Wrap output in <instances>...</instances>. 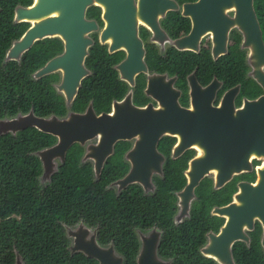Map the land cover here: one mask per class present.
I'll return each instance as SVG.
<instances>
[{
	"label": "flooded vegetation",
	"instance_id": "1",
	"mask_svg": "<svg viewBox=\"0 0 264 264\" xmlns=\"http://www.w3.org/2000/svg\"><path fill=\"white\" fill-rule=\"evenodd\" d=\"M32 1L15 4L10 22L21 24L0 32V40L9 39L2 62L41 49L37 55L44 60L30 77L43 78L63 99L57 90L63 67L34 73L54 57L74 63V53L65 47L70 35L35 37L18 59H5L35 22L16 20L15 7ZM132 3L134 31L123 37L133 40L112 49L111 35L101 41V7L93 2L85 8L84 19L95 27L83 34L90 42L80 81L87 77L92 89L104 88L108 100L102 109L95 111L91 100L86 104L95 114L111 113L118 105L139 110L131 118L137 131L105 148L97 147V135L71 143L63 160L53 159L51 172L44 175L41 167L39 176L46 182L73 146L80 150L78 165L88 166L92 180L114 177L101 187L122 203L121 250L111 241L99 243L96 225L77 222L64 230L69 253L84 255L72 249V234L87 228L85 239L93 235L98 247L110 246L120 264H264V201L255 190L243 193L240 185L256 188L264 167V150L250 144L264 143V132L255 130L264 128V0ZM68 22L58 19L62 28ZM64 107L66 114L85 109ZM102 151L96 176L95 158Z\"/></svg>",
	"mask_w": 264,
	"mask_h": 264
},
{
	"label": "trees",
	"instance_id": "2",
	"mask_svg": "<svg viewBox=\"0 0 264 264\" xmlns=\"http://www.w3.org/2000/svg\"><path fill=\"white\" fill-rule=\"evenodd\" d=\"M30 1L0 0L1 33L8 32L11 25L19 27L21 23L10 22L13 6ZM8 43V38L0 40V119L28 111L39 117L65 116L62 97L43 78L30 77L44 60L37 55L41 49L33 47L18 61L2 62ZM89 100L98 111L108 97L104 88L92 89L86 77L69 106L81 111ZM53 141V136L33 127L0 134V264H14L16 256L22 264H96L81 253H69L64 230L77 222L96 225L97 241H111L121 250L122 203L101 187L114 177L100 174L92 180L88 166L78 165L80 150L72 146L63 163L41 182L35 152Z\"/></svg>",
	"mask_w": 264,
	"mask_h": 264
},
{
	"label": "water",
	"instance_id": "3",
	"mask_svg": "<svg viewBox=\"0 0 264 264\" xmlns=\"http://www.w3.org/2000/svg\"><path fill=\"white\" fill-rule=\"evenodd\" d=\"M98 4L102 9V19L105 21L101 30L100 37L103 41L107 35L112 36L113 46L126 44L133 40L123 37L124 34L131 36L133 34V14L134 5L132 0H33L31 5L27 7H15L16 20H34L30 28L21 36L19 40L12 43L5 54V59H18L20 54L24 52L32 43L35 37L40 38L47 33H62L70 35L66 38V51L73 52L75 58L74 63L67 64L62 60V56L54 57L47 61L34 73V77L41 76L57 67H63L64 75L57 85V90L63 95L64 103L68 106L73 100L76 91L83 77L82 58L86 53V47L89 40L83 36L89 29L94 28L93 22L84 19V10L92 3ZM59 12L56 16H48L50 12ZM64 17L70 19V22L63 23L64 28L59 27L58 19ZM139 110L122 107V105L114 106L111 113L95 114L90 104L86 106L82 112H68L63 117L48 116L39 117L31 111L24 114L16 115L11 118L0 120L1 133H15L27 127H33L40 132L48 133L55 137L54 144L47 148L37 151V157L43 169V174L48 175L52 170V160L58 158L63 160L64 153L71 143H84L86 140L97 135L98 146H109L115 140L130 136L131 133L137 131V125H132L131 118L136 115ZM134 122V121H133ZM256 132L264 128H255ZM256 137H260L257 133ZM251 146L255 145V149L261 147L264 150V143L250 142ZM108 148V147H107ZM102 156H96L95 175L98 176V169ZM91 157V156H84ZM242 163V162H241ZM259 180L257 186L252 187L247 183H241L243 193H249L255 190L260 193L258 201H264V167L258 170ZM124 180H117L118 184L124 183ZM88 229L84 228L78 232H74L72 249L81 251L85 256L95 258L98 264H120L118 257L112 255L110 246L98 247L95 243L94 236L90 235L88 239L85 236ZM14 264H22L19 257H15Z\"/></svg>",
	"mask_w": 264,
	"mask_h": 264
},
{
	"label": "rangeland",
	"instance_id": "4",
	"mask_svg": "<svg viewBox=\"0 0 264 264\" xmlns=\"http://www.w3.org/2000/svg\"><path fill=\"white\" fill-rule=\"evenodd\" d=\"M19 260H20V258H19Z\"/></svg>",
	"mask_w": 264,
	"mask_h": 264
}]
</instances>
